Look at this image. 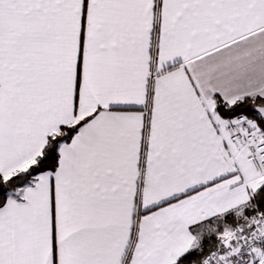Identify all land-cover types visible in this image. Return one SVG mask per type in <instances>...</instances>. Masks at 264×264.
Returning <instances> with one entry per match:
<instances>
[{
	"label": "snow or ice",
	"instance_id": "snow-or-ice-1",
	"mask_svg": "<svg viewBox=\"0 0 264 264\" xmlns=\"http://www.w3.org/2000/svg\"><path fill=\"white\" fill-rule=\"evenodd\" d=\"M0 264H264V0H0Z\"/></svg>",
	"mask_w": 264,
	"mask_h": 264
}]
</instances>
